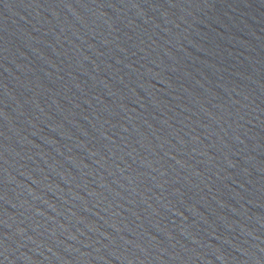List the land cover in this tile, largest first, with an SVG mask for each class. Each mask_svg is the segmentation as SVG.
Wrapping results in <instances>:
<instances>
[{
    "label": "water",
    "instance_id": "1",
    "mask_svg": "<svg viewBox=\"0 0 264 264\" xmlns=\"http://www.w3.org/2000/svg\"><path fill=\"white\" fill-rule=\"evenodd\" d=\"M0 264H264V0H0Z\"/></svg>",
    "mask_w": 264,
    "mask_h": 264
}]
</instances>
